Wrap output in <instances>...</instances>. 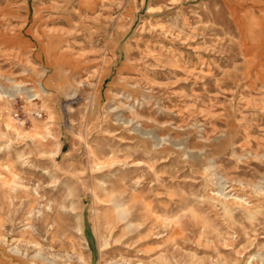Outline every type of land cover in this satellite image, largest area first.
Returning <instances> with one entry per match:
<instances>
[{
  "label": "rangeland",
  "instance_id": "obj_1",
  "mask_svg": "<svg viewBox=\"0 0 264 264\" xmlns=\"http://www.w3.org/2000/svg\"><path fill=\"white\" fill-rule=\"evenodd\" d=\"M24 1L0 0V264H264V0Z\"/></svg>",
  "mask_w": 264,
  "mask_h": 264
},
{
  "label": "crops",
  "instance_id": "obj_2",
  "mask_svg": "<svg viewBox=\"0 0 264 264\" xmlns=\"http://www.w3.org/2000/svg\"><path fill=\"white\" fill-rule=\"evenodd\" d=\"M254 2H261V0H252ZM264 2V1H263ZM25 3V9H26V12L28 14L27 16V19L29 18V0H25L24 1ZM81 4L84 5L86 8L88 9H91V4H90V1L89 0H82L81 1ZM0 18H4L7 14H11V13H15L13 12L14 10L13 9H9V8H4V7H0ZM70 13V12H68ZM53 19L57 20L59 18H57V16H53ZM51 22L54 21V20H50ZM107 33V32H106ZM105 35V34H104ZM61 41V38L60 36H55V35H47V41L46 43L44 44V49H45V52H46V63H50V64H58V63H61L65 60V55L63 53H58L57 52V48L56 46L58 45V43H60ZM46 69V66L43 67L42 66V72L44 73ZM58 73H61V71L59 70L58 66H56L55 68V72H54V75H57ZM41 85V88H42V93L44 95H49V90L46 88V86Z\"/></svg>",
  "mask_w": 264,
  "mask_h": 264
},
{
  "label": "bare ground",
  "instance_id": "obj_3",
  "mask_svg": "<svg viewBox=\"0 0 264 264\" xmlns=\"http://www.w3.org/2000/svg\"><path fill=\"white\" fill-rule=\"evenodd\" d=\"M78 251H79V250H78ZM76 259H77L78 262H84V260H83V258H82V256H81V252L78 253V254H76Z\"/></svg>",
  "mask_w": 264,
  "mask_h": 264
}]
</instances>
